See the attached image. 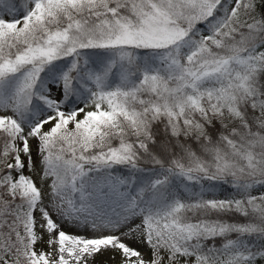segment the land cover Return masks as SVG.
<instances>
[{"label":"snow or ice","instance_id":"1","mask_svg":"<svg viewBox=\"0 0 264 264\" xmlns=\"http://www.w3.org/2000/svg\"><path fill=\"white\" fill-rule=\"evenodd\" d=\"M0 264H264V0H0Z\"/></svg>","mask_w":264,"mask_h":264}]
</instances>
